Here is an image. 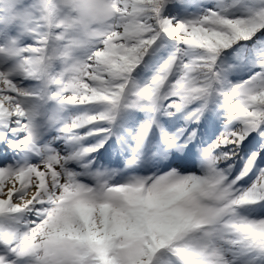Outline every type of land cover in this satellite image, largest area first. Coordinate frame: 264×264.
I'll return each instance as SVG.
<instances>
[{
    "label": "snow or ice",
    "instance_id": "6c2138e0",
    "mask_svg": "<svg viewBox=\"0 0 264 264\" xmlns=\"http://www.w3.org/2000/svg\"><path fill=\"white\" fill-rule=\"evenodd\" d=\"M0 4V264H264V0Z\"/></svg>",
    "mask_w": 264,
    "mask_h": 264
},
{
    "label": "rangeland",
    "instance_id": "374dc122",
    "mask_svg": "<svg viewBox=\"0 0 264 264\" xmlns=\"http://www.w3.org/2000/svg\"><path fill=\"white\" fill-rule=\"evenodd\" d=\"M50 136H51V133L49 132V133H46L45 134V137L44 138L47 139V138H50Z\"/></svg>",
    "mask_w": 264,
    "mask_h": 264
},
{
    "label": "clouds",
    "instance_id": "9594fccd",
    "mask_svg": "<svg viewBox=\"0 0 264 264\" xmlns=\"http://www.w3.org/2000/svg\"><path fill=\"white\" fill-rule=\"evenodd\" d=\"M0 7H7L6 5L0 4Z\"/></svg>",
    "mask_w": 264,
    "mask_h": 264
}]
</instances>
